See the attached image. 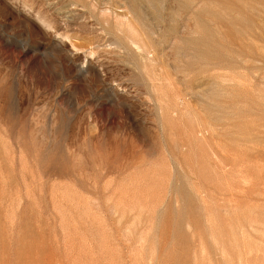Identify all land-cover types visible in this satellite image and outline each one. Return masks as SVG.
I'll use <instances>...</instances> for the list:
<instances>
[{
  "label": "rangeland",
  "instance_id": "rangeland-1",
  "mask_svg": "<svg viewBox=\"0 0 264 264\" xmlns=\"http://www.w3.org/2000/svg\"><path fill=\"white\" fill-rule=\"evenodd\" d=\"M0 264H264V0H0Z\"/></svg>",
  "mask_w": 264,
  "mask_h": 264
}]
</instances>
